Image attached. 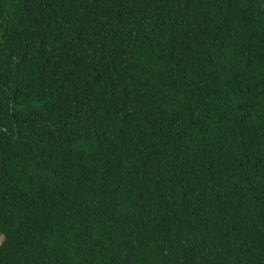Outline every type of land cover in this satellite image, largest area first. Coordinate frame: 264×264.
I'll return each instance as SVG.
<instances>
[{"label":"trees","instance_id":"16d2710c","mask_svg":"<svg viewBox=\"0 0 264 264\" xmlns=\"http://www.w3.org/2000/svg\"><path fill=\"white\" fill-rule=\"evenodd\" d=\"M0 264H264V0H0Z\"/></svg>","mask_w":264,"mask_h":264},{"label":"rangeland","instance_id":"374dc122","mask_svg":"<svg viewBox=\"0 0 264 264\" xmlns=\"http://www.w3.org/2000/svg\"><path fill=\"white\" fill-rule=\"evenodd\" d=\"M2 240H3V237L0 235V245H1Z\"/></svg>","mask_w":264,"mask_h":264}]
</instances>
